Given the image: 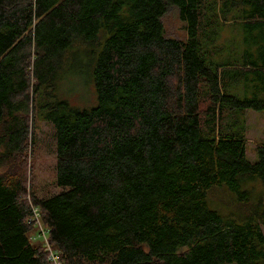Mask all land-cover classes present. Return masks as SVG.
I'll return each mask as SVG.
<instances>
[{"label":"trees","instance_id":"1","mask_svg":"<svg viewBox=\"0 0 264 264\" xmlns=\"http://www.w3.org/2000/svg\"><path fill=\"white\" fill-rule=\"evenodd\" d=\"M82 58L90 109L57 97ZM247 110L264 112V0H0V264H50L36 214L63 264H264V143L251 163L233 130ZM37 120L55 129L46 198Z\"/></svg>","mask_w":264,"mask_h":264},{"label":"rangeland","instance_id":"2","mask_svg":"<svg viewBox=\"0 0 264 264\" xmlns=\"http://www.w3.org/2000/svg\"><path fill=\"white\" fill-rule=\"evenodd\" d=\"M178 9L172 7L164 18L166 34L172 39L185 41L187 33L184 23L180 19ZM225 23V22H224ZM231 26V25H228ZM234 31V29H233ZM234 35V32H233ZM232 36L231 29L226 28L223 33V39ZM84 64L83 58L75 68L67 69L68 81L62 82L57 97L59 100L67 101L70 106H76L82 109H90L97 106V97L89 78L86 75L79 74V68ZM65 82V83H64ZM240 122L234 125L233 130L244 135L247 148V159L251 163H257L259 156L256 153L257 148L264 143V112L247 110L240 116ZM36 126V146L30 147L28 166L30 169L29 186L39 197L46 198L60 192L56 185V139L55 129L51 123L37 120ZM260 186V182L255 183ZM44 238L37 239L43 242Z\"/></svg>","mask_w":264,"mask_h":264},{"label":"built area","instance_id":"3","mask_svg":"<svg viewBox=\"0 0 264 264\" xmlns=\"http://www.w3.org/2000/svg\"><path fill=\"white\" fill-rule=\"evenodd\" d=\"M31 221L35 224L37 228V232L35 235H33L32 241L36 242L37 239L43 237L44 240H42L43 242L41 243L44 246V250L46 254L48 255V261L50 262V264H63L62 255L58 253V251L52 247L50 241H48L49 240L48 231L46 230V228L43 227L39 215L36 214Z\"/></svg>","mask_w":264,"mask_h":264}]
</instances>
